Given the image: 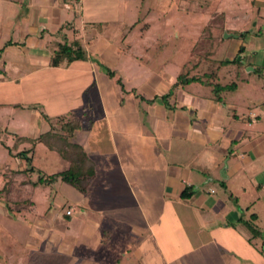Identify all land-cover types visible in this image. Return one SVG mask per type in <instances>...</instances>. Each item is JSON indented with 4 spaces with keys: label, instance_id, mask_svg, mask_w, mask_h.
<instances>
[{
    "label": "crops",
    "instance_id": "crops-1",
    "mask_svg": "<svg viewBox=\"0 0 264 264\" xmlns=\"http://www.w3.org/2000/svg\"><path fill=\"white\" fill-rule=\"evenodd\" d=\"M102 1L0 0V85H36L32 99L9 103L26 110L29 130L13 138V152L7 147L17 167L0 166V218L10 223L0 224V264H264V0H249L258 17L252 26L261 29L244 30L248 34L239 38L225 28L232 35L225 39L232 40L224 57L213 60L206 47L185 72L202 75L215 68L213 82L234 83L231 93H240V104L225 97L230 91L217 100L208 86H174L189 58L174 78L144 68L140 86L125 89L118 65L129 58L113 57L121 55L119 33L135 23L101 19L95 9L102 10ZM67 15L79 25L61 19ZM241 19L252 22L246 14ZM63 29L62 42L54 41L55 31ZM70 30L85 59L51 67L52 52L70 41ZM220 61L229 64L217 67ZM104 62L112 63V77L97 68ZM227 68L239 84L218 82ZM241 69L255 81L248 82ZM37 104L55 111L43 116L49 128L63 118L79 124L68 141L93 165L84 191L63 187L67 203L57 213H50L55 191L44 197L50 204L36 210L32 195L47 186L24 173L37 171L47 181L68 168L53 151L38 147L40 135L58 132H41L44 126L28 111ZM25 159L29 168L21 167ZM183 190L191 191L186 200L180 199Z\"/></svg>",
    "mask_w": 264,
    "mask_h": 264
},
{
    "label": "rangeland",
    "instance_id": "rangeland-1",
    "mask_svg": "<svg viewBox=\"0 0 264 264\" xmlns=\"http://www.w3.org/2000/svg\"><path fill=\"white\" fill-rule=\"evenodd\" d=\"M102 2L105 3L101 6L102 10L95 9V12L98 11L101 15V19L108 20L109 22L112 20H119V22L126 24L128 27L135 23L130 31H121L119 33L116 43L118 49L121 50V55L117 54L113 57V59H119V57L122 58L126 56V58H129L122 63L120 61L118 65L120 73L124 76L121 81H123L122 83H124L125 89L137 88L140 86L142 83L140 75L145 73L143 70L144 68L147 71H156L158 74L174 78L179 70V66L183 65L185 59L189 58L191 61L196 54L202 53L204 49L208 50L206 47H209L213 60L222 59L227 45H230V41L232 40V38H223L225 28L235 29L237 33H239L244 30L261 29L263 26L260 24L252 26L253 22H256L258 17L256 15V7L251 6L249 0H104ZM75 13L76 16H78V12L75 11ZM262 13L264 14V11L259 12L260 15H263ZM245 14L250 16V21L252 22L248 21L245 23L241 19ZM235 17L236 20L234 19ZM89 18L93 20L97 17ZM61 19L67 21L72 20L76 23L75 25H79V20H74L72 15L61 17ZM64 30L65 29H63V31H55L52 36L54 41L62 42L63 37L61 34L64 33ZM66 34L67 39L70 40L67 42V45H69L73 41L70 38L74 33L70 30L67 31ZM114 47L115 49L117 48L116 46ZM237 57H239V55ZM135 59L137 62L141 61V64H134L136 62ZM236 59L235 61H237ZM90 60H94V58L90 56ZM192 63L193 60L184 64V68L182 67L183 70L181 72H187V69L190 66H193ZM96 66L99 71L106 72V70H113L112 63H98ZM228 70L229 69L227 68L219 71L218 82L221 83L233 79L236 84H239V81L234 79L232 71L227 72ZM245 71V69H241L239 74H241V76L244 75L249 77L250 79L248 82H251L250 80L255 81V76L246 73ZM247 74L249 75L247 76ZM116 77L119 79L118 76ZM222 78H225L226 80L223 81ZM32 82L30 80V82H25V84L23 83L20 86H18L20 81L13 84L0 85V104H2L0 105V141L2 140L3 143H0V166L6 164L12 168L17 167V161L8 156L7 147L13 152L14 148L17 147L13 138L24 136L28 132L29 129H27L28 127L25 125L27 112L18 107H12L9 103H17L20 101L26 102L27 100L32 99L33 89L36 88V85L32 84ZM243 87L246 89L248 88L246 85ZM24 89H28L26 90V93L23 92ZM41 89L44 91L48 89V86L45 85V87H43L42 85ZM194 90L200 92H203V90L208 91L206 88H200L198 85L194 86ZM248 90H250V88H248ZM133 91H136V89ZM138 91L139 89L136 91L137 94ZM21 92L23 93L19 95ZM225 95L229 100L237 99V104H240V93L238 91L236 93H231L230 90V93ZM42 98L43 97H39L38 100H41ZM34 108L35 109L28 111L32 117H37V121L35 122L36 125L39 126V123H42L44 126L41 132L50 129V131L61 134L59 123L65 122L64 118L59 119L56 121L55 126L53 124V127L49 128V125L44 118L52 117L55 111L51 110V112L48 109H44V107L39 104L35 105ZM34 110H37V113L34 112ZM41 114L42 117L39 116ZM5 129L7 133L3 132ZM30 129H33L32 126ZM9 133H12V137ZM30 135L31 133L29 136ZM43 146L44 144L39 142L38 147L40 148V151ZM50 154L59 160V156L55 152H51ZM35 160H37V158H35ZM27 162L28 161L26 160H21V167L29 168ZM37 163L38 162L35 161L32 165L36 166ZM46 172L47 175H49L54 171ZM24 173H29L31 180L33 181H37V177L40 179L42 178L37 171L31 169ZM43 178L41 179V181L44 182L42 187H44V185L47 187L42 188V191H34L32 195L36 204V210L42 212L44 207H47L48 204H50L48 201L46 205V199L44 197L51 196L52 191H55L53 200L54 206L51 207L50 213H53L54 211L56 213L64 211L67 203V193L63 187L70 186L66 183H60V181H57L54 186V184H52L54 181L49 182V180L46 181V177L43 176ZM13 194L17 196L19 195V192ZM5 221L7 222V220ZM6 222H4L3 218L2 220L0 218L1 226H10V223H7L6 225ZM15 230L19 233V241H25V234L22 235L20 228L19 230L15 228ZM17 247H13V250L20 251V247ZM9 264H15V262L11 260Z\"/></svg>",
    "mask_w": 264,
    "mask_h": 264
},
{
    "label": "trees",
    "instance_id": "trees-1",
    "mask_svg": "<svg viewBox=\"0 0 264 264\" xmlns=\"http://www.w3.org/2000/svg\"><path fill=\"white\" fill-rule=\"evenodd\" d=\"M236 33L237 32H234V34ZM247 34L248 31H243L237 33V36L239 38H243ZM239 50H241V48ZM84 59V51L81 50L78 42L73 40L69 45H67L66 42L57 44L56 49L50 56L49 65L51 67H57L61 64L68 65L73 61ZM230 63H235V61L233 60ZM227 64H229L228 61H220L217 67L225 66ZM215 71V68H208L202 75L193 76H188V73L180 72L176 77L174 86H185L191 83L208 86L211 93L218 100L221 92L233 90L235 85L234 83H230L222 86L214 83L213 80L215 77ZM106 75H108V77H112L113 74L112 72L106 70ZM168 94L162 96L161 98L163 99L167 97ZM59 124L61 134L46 132L39 136L38 141L42 142L48 150L55 152L60 159L67 162L68 168L56 175L47 177V180L52 182L58 178L60 181L72 185L79 191H84L86 179L93 175V165L82 152L80 146L68 141L71 133L79 129V124L74 120L60 122ZM25 160L27 161V159ZM41 179L38 178L37 181H41ZM190 196V190H183L180 194V199L186 200Z\"/></svg>",
    "mask_w": 264,
    "mask_h": 264
},
{
    "label": "water",
    "instance_id": "water-1",
    "mask_svg": "<svg viewBox=\"0 0 264 264\" xmlns=\"http://www.w3.org/2000/svg\"><path fill=\"white\" fill-rule=\"evenodd\" d=\"M230 36H232V35H223V38H227V37H230ZM237 61H239V58L237 57V59H236Z\"/></svg>",
    "mask_w": 264,
    "mask_h": 264
},
{
    "label": "built area",
    "instance_id": "built-area-1",
    "mask_svg": "<svg viewBox=\"0 0 264 264\" xmlns=\"http://www.w3.org/2000/svg\"><path fill=\"white\" fill-rule=\"evenodd\" d=\"M66 214H69V211H66Z\"/></svg>",
    "mask_w": 264,
    "mask_h": 264
}]
</instances>
